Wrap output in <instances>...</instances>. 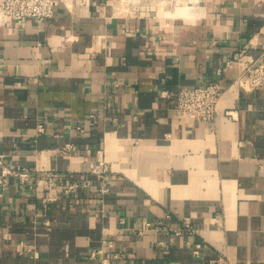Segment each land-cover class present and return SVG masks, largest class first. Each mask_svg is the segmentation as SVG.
<instances>
[{
  "label": "crops",
  "instance_id": "crops-1",
  "mask_svg": "<svg viewBox=\"0 0 264 264\" xmlns=\"http://www.w3.org/2000/svg\"><path fill=\"white\" fill-rule=\"evenodd\" d=\"M71 1L49 19L0 16V151L65 173L55 190L16 176L0 184V264H100L91 252L101 247L121 250L114 264H196L197 240L207 258L264 264V84L247 90L237 61L226 65L264 48V0L125 13L109 0ZM220 66L216 120L177 112L178 88ZM99 148L112 169L107 194Z\"/></svg>",
  "mask_w": 264,
  "mask_h": 264
},
{
  "label": "built area",
  "instance_id": "built-area-1",
  "mask_svg": "<svg viewBox=\"0 0 264 264\" xmlns=\"http://www.w3.org/2000/svg\"><path fill=\"white\" fill-rule=\"evenodd\" d=\"M87 0H82L85 3ZM64 2L67 7H71V0H0V16L4 19L21 20L28 17L38 19H49L56 14V7ZM237 61L239 66V74L236 78L241 87L252 90L264 84V48L256 57L247 56L244 54L235 53L233 58L226 61L229 66ZM225 68L220 66L217 68V77L209 78L207 81L200 84H182L175 93V109L182 115L190 118L204 119L209 121L216 120L218 113L222 109V99L226 91V86L222 83L221 76ZM166 95H172L170 90H164ZM90 118L96 117L95 112H90ZM76 128L80 132L86 130L83 123H78ZM37 131L44 133L46 131V123L40 121L37 125ZM75 146L72 143L65 145L66 150H70ZM8 153L0 151V184L5 186L9 176H16L21 182L33 187L35 184L42 183L44 187L55 190L58 179L65 175L64 172L55 170L37 171L28 166H19L7 160ZM97 164L95 173L100 180L99 190L102 194H107L110 191L109 181L111 177V165L104 155V149L97 150ZM81 182L73 181L66 186V190L72 191ZM50 199H56L57 194L54 192L49 196ZM168 216H170L168 214ZM48 222V221H47ZM161 223V222H159ZM151 225V222H146V226ZM191 230L193 225L186 223ZM142 230V228H140ZM176 233H181V230H176ZM193 253L196 256V264H231L230 258L224 253L216 257L207 258L203 254V243L200 240L194 242ZM91 256L99 257L100 264H114V259H119L123 256L121 250L113 253L112 256L107 255L104 249L96 248L91 252ZM167 264H187L185 262L169 261Z\"/></svg>",
  "mask_w": 264,
  "mask_h": 264
},
{
  "label": "rangeland",
  "instance_id": "rangeland-1",
  "mask_svg": "<svg viewBox=\"0 0 264 264\" xmlns=\"http://www.w3.org/2000/svg\"><path fill=\"white\" fill-rule=\"evenodd\" d=\"M181 1L180 0H138V2L131 4L129 8L140 6V4L142 3H147L152 7H157V8H161L162 10H166V11L169 10L175 12L176 10H178L179 8L178 6H180L184 2V0ZM109 2L111 4L110 6H112V8H114L115 10L116 4H118L120 0H109ZM191 3L193 4L194 0H192Z\"/></svg>",
  "mask_w": 264,
  "mask_h": 264
},
{
  "label": "bare ground",
  "instance_id": "bare-ground-1",
  "mask_svg": "<svg viewBox=\"0 0 264 264\" xmlns=\"http://www.w3.org/2000/svg\"><path fill=\"white\" fill-rule=\"evenodd\" d=\"M181 1V0H180ZM192 1V0H190ZM138 2V0H120L118 4H116L115 10L120 13H125L128 9L129 6L133 3ZM182 2V1H181ZM198 2V1H197ZM179 7V6H178ZM198 8V7H197ZM181 9V8H180ZM179 10V9H178ZM184 11V10H183ZM1 18V17H0Z\"/></svg>",
  "mask_w": 264,
  "mask_h": 264
}]
</instances>
